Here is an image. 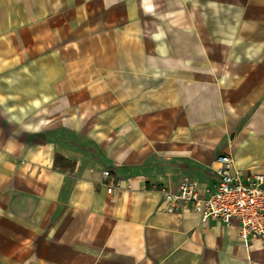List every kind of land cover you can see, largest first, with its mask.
<instances>
[{
	"label": "crops",
	"instance_id": "1",
	"mask_svg": "<svg viewBox=\"0 0 264 264\" xmlns=\"http://www.w3.org/2000/svg\"><path fill=\"white\" fill-rule=\"evenodd\" d=\"M219 156L264 178V0H0V264H264L163 201Z\"/></svg>",
	"mask_w": 264,
	"mask_h": 264
},
{
	"label": "built area",
	"instance_id": "2",
	"mask_svg": "<svg viewBox=\"0 0 264 264\" xmlns=\"http://www.w3.org/2000/svg\"><path fill=\"white\" fill-rule=\"evenodd\" d=\"M215 184L212 189L196 180H183L175 191L163 190V201L170 212L194 211L200 215V224L213 219L225 226L238 224L242 240H259L264 243V178L255 175L243 180L230 172L231 159L219 156L216 160ZM108 177L109 172H102ZM118 184L111 182L107 192Z\"/></svg>",
	"mask_w": 264,
	"mask_h": 264
}]
</instances>
